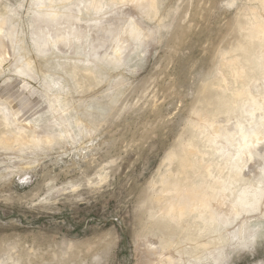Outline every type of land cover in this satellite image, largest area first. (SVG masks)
Segmentation results:
<instances>
[{
    "label": "rangeland",
    "instance_id": "obj_1",
    "mask_svg": "<svg viewBox=\"0 0 264 264\" xmlns=\"http://www.w3.org/2000/svg\"><path fill=\"white\" fill-rule=\"evenodd\" d=\"M87 1H58L57 12ZM103 2V11L84 13L75 28L89 31L87 23L99 25L101 17L111 26L91 56L77 36L67 47L63 41L60 49L40 52L35 0H0L5 33L13 31L0 64V109L10 121L6 126L0 112V137L19 128L52 140L0 145V264L154 262L149 242L159 244L170 232L151 219L150 200L179 175L183 148L195 142L206 160L220 159L207 144L214 128L201 134L197 124L211 120L220 99L241 87L226 66L259 42L250 45L247 36L252 23L264 20L261 0H157L155 9ZM61 19H54L57 35L69 30ZM244 42L247 51L239 49ZM260 66L247 64V86L263 101ZM21 67L29 70L26 82ZM247 115L217 117L215 126L234 131ZM259 153L248 161L245 179L262 176L264 146ZM257 213L212 256L207 252L205 264H264V208Z\"/></svg>",
    "mask_w": 264,
    "mask_h": 264
},
{
    "label": "bare ground",
    "instance_id": "obj_2",
    "mask_svg": "<svg viewBox=\"0 0 264 264\" xmlns=\"http://www.w3.org/2000/svg\"><path fill=\"white\" fill-rule=\"evenodd\" d=\"M58 1L65 3L71 0H35L37 7L34 23L39 26V34L36 40L38 50L45 52L53 47L60 49V42L63 41V45L67 47V43L76 39L77 36L79 37L78 39L87 41L85 42V53L88 52L91 56L97 55L107 42L106 38L112 33V29L109 28L111 26L105 25V17H101L99 19L101 24H96L94 27L90 26V22H88L87 28H90V30L84 29V33L80 34L79 27L77 30L75 28L81 23L80 17L84 13L88 15L90 11L101 12L103 7L101 1L103 2V0H88L87 5L82 2V6L68 7V5H64L65 10L60 15L57 12V8H59V5H57ZM113 1L114 4L116 3L121 7L129 4L133 6L149 4L154 9L157 7V0ZM261 2L264 6V0H261ZM47 3H49V6ZM103 3L107 4L108 2ZM60 18L62 19L59 25L63 27L68 24L69 30L57 35L61 30L57 29L54 19L56 22ZM5 29L6 19L3 17L0 19L1 65L5 61L6 55H8L4 39L13 36L11 29L6 33ZM136 29L140 30L139 28ZM135 31L137 30L132 32L135 33ZM100 33H103V39L101 40L99 38ZM247 38L250 39V45H252L251 41L253 39H258L259 42H256V47L247 52L248 57L244 59L235 57L226 66L230 71L232 70L235 81L238 84L240 83L241 87L231 90L228 95L220 99L212 119L210 118L211 120L200 119L201 122L197 124L201 134H204L203 130L206 128H214L206 136L207 144L213 150L212 156L217 153L216 156L222 161L217 162L220 161V159L217 160L218 158L216 159L217 161L206 160L205 156L207 153H204L195 142L183 148L179 175L174 179H167L169 181L162 182L160 190L150 200L151 210L149 214L151 219L167 227L170 233L169 235L164 233L168 238L159 244L149 242V251L155 258V261L149 264H205L207 252L212 256L217 246L220 247V245L229 240L230 236L234 235V233H231L233 229L239 226L237 232H242L244 226L249 223L252 224L254 222L253 219L258 218L255 216L258 214L257 212L262 207L264 208V170L262 171V176L258 177L256 181L253 179L254 177L249 180L242 175L248 161L252 160L256 153L260 154L259 149L264 146V100L258 99V96L252 92V88H248L247 85L252 79L246 74L248 63L255 67L261 64L264 66V20L250 25V32ZM48 42L49 44H47ZM248 44L249 42H244L239 46V49L247 51L249 49L246 48ZM126 45L124 43L114 53L120 51L121 54ZM17 72L22 74V79L26 82V79L29 78L27 74L29 70L21 67ZM242 111L250 117L246 125L243 123L244 121L238 120L237 128L234 131L225 127L222 128V125L220 128L215 126L217 117L226 116L229 120L232 115L237 112L239 114ZM0 112H3L4 115L5 112L9 113L7 109H0ZM7 118L5 115V125L10 126V121L8 122ZM15 132V134L13 132H5L0 137V145L11 149L15 144L21 148L39 146L46 141L52 142L50 139H46V141L41 139L42 137L37 136L35 133V135H28L25 129L17 128ZM244 157H248L249 160ZM219 168L220 172L216 175L215 170ZM189 170L192 173H189ZM223 170L227 171L224 175H222ZM241 183H243V186H240ZM153 227L156 226L153 225ZM158 229L157 231L164 228ZM174 237H177V240Z\"/></svg>",
    "mask_w": 264,
    "mask_h": 264
}]
</instances>
